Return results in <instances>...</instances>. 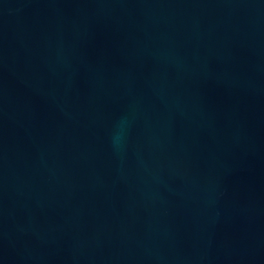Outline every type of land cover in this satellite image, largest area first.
<instances>
[{
	"label": "water",
	"instance_id": "water-1",
	"mask_svg": "<svg viewBox=\"0 0 264 264\" xmlns=\"http://www.w3.org/2000/svg\"><path fill=\"white\" fill-rule=\"evenodd\" d=\"M0 264H264V0H0Z\"/></svg>",
	"mask_w": 264,
	"mask_h": 264
}]
</instances>
